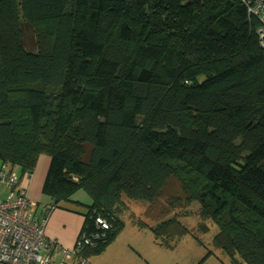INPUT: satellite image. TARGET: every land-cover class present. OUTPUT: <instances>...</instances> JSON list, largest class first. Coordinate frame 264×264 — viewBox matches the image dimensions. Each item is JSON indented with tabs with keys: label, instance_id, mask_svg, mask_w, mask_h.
<instances>
[{
	"label": "trees",
	"instance_id": "trees-1",
	"mask_svg": "<svg viewBox=\"0 0 264 264\" xmlns=\"http://www.w3.org/2000/svg\"><path fill=\"white\" fill-rule=\"evenodd\" d=\"M258 25L242 0H0V170L32 198L47 155L43 211L88 194L86 258L126 225L125 194L148 202L160 221L131 223L160 246L190 231L170 211L197 204L231 264H264Z\"/></svg>",
	"mask_w": 264,
	"mask_h": 264
},
{
	"label": "built area",
	"instance_id": "built-area-1",
	"mask_svg": "<svg viewBox=\"0 0 264 264\" xmlns=\"http://www.w3.org/2000/svg\"><path fill=\"white\" fill-rule=\"evenodd\" d=\"M248 14L259 20L256 33L264 50V0H242ZM29 178L32 174H29ZM19 185V187H18ZM18 187L17 192L11 191ZM9 189L5 198L0 197V264H93L89 258L81 255L84 244H90L85 233L79 234L74 246L69 247L46 236V226L51 212L37 211L38 204L29 198V189L18 184V177L13 172L0 170V191ZM96 226L108 228L109 223L98 216ZM104 236L98 232L94 240ZM93 242V241H92Z\"/></svg>",
	"mask_w": 264,
	"mask_h": 264
},
{
	"label": "rangeland",
	"instance_id": "rangeland-1",
	"mask_svg": "<svg viewBox=\"0 0 264 264\" xmlns=\"http://www.w3.org/2000/svg\"><path fill=\"white\" fill-rule=\"evenodd\" d=\"M0 195H2V193ZM123 201L128 206V209L123 215L126 225L117 237L119 238V242L123 243L127 248L126 253L129 255H127V257L132 259L128 261L127 264H135L134 261H138L139 264H231L229 257L212 243V238L217 233L218 227L212 223H208L209 230L203 231L198 226L197 204L191 206L180 205L179 208L170 211L171 215L178 211L181 212L177 216V219L190 231L183 235L174 247L165 248L151 240L153 234L148 228L142 229L140 233L136 227L132 226L131 222L134 218L142 222H147L148 224L150 223V225H156V223L160 221L152 218L151 212L149 213L148 211V202L129 199L125 194H123ZM194 206H196L197 210H195ZM192 210L196 211V214L191 213ZM168 218H170V216L163 217L162 219ZM140 234L143 235L138 242H136L135 238ZM148 236L151 238L147 244H144ZM114 240V244H110H113V247L117 245ZM136 243L141 245L137 246ZM115 250L114 248V252ZM103 256L108 258V251L106 253V250H104L99 254L93 255L92 258L97 264L98 262L108 264L107 259ZM117 256H113L112 259L116 260ZM118 261L121 263L123 262V260ZM56 264H59V259H56Z\"/></svg>",
	"mask_w": 264,
	"mask_h": 264
},
{
	"label": "crops",
	"instance_id": "crops-1",
	"mask_svg": "<svg viewBox=\"0 0 264 264\" xmlns=\"http://www.w3.org/2000/svg\"><path fill=\"white\" fill-rule=\"evenodd\" d=\"M48 165L49 157L47 155H42L39 158L37 167L33 171L32 179L27 180L29 181L28 185L30 187L32 200L38 204L39 211H43L45 207L50 206L53 203L52 199L42 194V186L47 173ZM27 181H24V183H27ZM2 192L6 194V190H2ZM91 204L92 201L90 197L83 190H79L74 193L69 200L61 202L51 212V218L46 226V236L50 239H55L62 245L69 247L74 246L81 229L84 226L86 212ZM138 231L140 232L141 230L138 229ZM142 235L143 234L136 236V242H138ZM150 238L151 237L148 236L144 244H147ZM151 240L154 242V238H151ZM115 241L117 243L115 247H113L114 243L112 242L113 244L105 249L106 253L108 251V258L105 256L103 257L107 259L108 264H127L128 261L132 260L130 257H127V248L123 245V243L119 242L118 237L114 240V242ZM136 244L137 246L141 245L138 243ZM114 248L116 249L115 252ZM113 256H117L116 260L112 259ZM56 259H60V256L56 255ZM90 260L93 264H97L92 257H90ZM118 260H123V262L121 263ZM134 262L135 264H139L138 261ZM98 264L102 263L98 262Z\"/></svg>",
	"mask_w": 264,
	"mask_h": 264
}]
</instances>
